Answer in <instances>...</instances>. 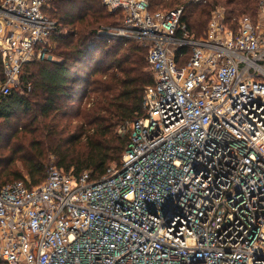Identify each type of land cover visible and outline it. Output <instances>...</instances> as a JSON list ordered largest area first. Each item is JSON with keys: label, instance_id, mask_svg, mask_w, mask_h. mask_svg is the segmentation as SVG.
I'll return each instance as SVG.
<instances>
[{"label": "built area", "instance_id": "2783aa9c", "mask_svg": "<svg viewBox=\"0 0 264 264\" xmlns=\"http://www.w3.org/2000/svg\"><path fill=\"white\" fill-rule=\"evenodd\" d=\"M181 1L102 0L122 20L96 36L147 50L144 114L102 177L51 165L0 189V264H264V0L233 25L217 10L202 38L181 20L208 0ZM47 3L0 0V95L54 60Z\"/></svg>", "mask_w": 264, "mask_h": 264}, {"label": "trees", "instance_id": "16d2710c", "mask_svg": "<svg viewBox=\"0 0 264 264\" xmlns=\"http://www.w3.org/2000/svg\"><path fill=\"white\" fill-rule=\"evenodd\" d=\"M50 1L44 12L58 23L51 36L58 60L27 63L19 84L0 95V142L9 137L10 150L8 157L0 155V189L21 180L28 187L36 186L47 178L51 165L76 176L90 171L93 179L105 175L112 164L120 165L130 132L120 134L118 129L143 116L145 89L155 83L147 50L136 41H103L93 50L87 45L97 35L98 25L120 24V13L107 11L101 0ZM173 1L165 6H174ZM256 3L208 0L185 4L181 21L198 35L209 22L212 6L226 8V19L231 21L256 10ZM5 79L0 52V85ZM86 92L93 101L77 107L80 94ZM17 162L23 163V171Z\"/></svg>", "mask_w": 264, "mask_h": 264}, {"label": "rangeland", "instance_id": "374dc122", "mask_svg": "<svg viewBox=\"0 0 264 264\" xmlns=\"http://www.w3.org/2000/svg\"><path fill=\"white\" fill-rule=\"evenodd\" d=\"M164 1H165V3H164ZM49 2H51L50 0H48V3H47V6L49 5ZM101 2H102V0H101ZM167 2H171V0H153V3H154V6L155 7H160V8H166V9H170V8H174V6L175 5H177L178 4V2H180V0H174L173 1V3L175 4L174 6H169V7H167V6H165V4L167 3ZM164 3V4H163ZM172 3V4H173ZM257 3H258V1H257ZM256 3V8H254V9H256V10H253V11H250L249 13H246L247 15H249V16H252V17H257V14H258V10H259V8H258V4ZM102 4H103V2H102ZM169 4V3H168ZM226 9V8H224L222 5H214V6H212L211 7V10H210V19H211V17H213V15H214V13L217 11V10H219V9ZM106 10L107 11H109L107 8H106ZM110 12V11H109ZM225 17H226V11H225ZM210 19H209V21H210ZM229 22H232V23H230V24H232L233 25V23H234V19H232L231 21H229ZM117 24H101L100 26L98 25L97 26V28H96V34H97V32H98V30H100L102 27H113V26H116ZM65 27V29H67V30H69L71 27H67V26H64ZM208 30H209V22H208V24L206 25V27L203 29V31L201 32V34H195V33H193V35L195 36V37H198V38H202V37H204L206 34H207V32H208ZM64 31H66V30H64ZM103 41L104 42H110L109 44H111V43H116V41H118V39H112V40H109V38H107V37H105V38H99V37H97L96 35H94L89 41H88V46H89V48L90 49H95V47H97V44L98 43H100V44H98V45H102V44H104L103 43ZM140 46V45H139ZM115 47V46H114ZM144 48V47H143ZM57 48L55 47V54H54V60H58V57L56 56V53H57V50H56ZM105 48H103L102 50H104ZM145 49V48H144ZM53 53H54V51H53ZM54 60H52V61H54ZM33 70L35 69L34 68V65L31 67ZM81 96L79 97V100L76 102V106L77 107H79V106H81V105H83V106H85V104H88V103H91L92 101H93V99H94V97L93 96H91V95H88V93L86 92V94L84 95L83 93H81L80 94ZM8 132V131H7ZM119 133V132H118ZM14 143V142H13ZM12 143V144H13ZM8 144H9V137H2V139H1V142H0V155H2V156H4V157H8V155L10 154V150H9V146H8ZM10 146H12V145H10ZM123 158V157H122ZM54 159V158H53ZM116 164H112L110 167H112V166H115ZM16 167L17 168H19L20 170H22L23 171V169H24V165H23V163H21V162H17V164H16ZM25 179H28L29 180V177L26 175L25 176ZM12 182V181H11Z\"/></svg>", "mask_w": 264, "mask_h": 264}]
</instances>
